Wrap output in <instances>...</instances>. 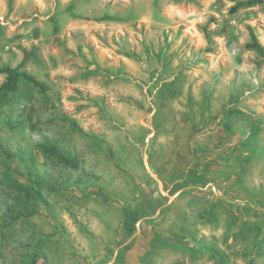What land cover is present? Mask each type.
I'll use <instances>...</instances> for the list:
<instances>
[{
    "label": "rangeland",
    "instance_id": "1",
    "mask_svg": "<svg viewBox=\"0 0 264 264\" xmlns=\"http://www.w3.org/2000/svg\"><path fill=\"white\" fill-rule=\"evenodd\" d=\"M245 1L0 0V264H264Z\"/></svg>",
    "mask_w": 264,
    "mask_h": 264
},
{
    "label": "trees",
    "instance_id": "2",
    "mask_svg": "<svg viewBox=\"0 0 264 264\" xmlns=\"http://www.w3.org/2000/svg\"><path fill=\"white\" fill-rule=\"evenodd\" d=\"M262 5H264V0H248L245 2L237 3L234 7H232L230 12L232 14H235L239 10L248 9L255 6H262ZM247 48L250 50L263 52L262 47L259 45L254 35H252V42L247 45ZM0 73L6 75V82L0 86V109L4 106L7 96L11 93L18 91L19 84L22 79L26 80L28 83L32 84L33 86L39 88L41 91L47 90V87L44 84L40 83L39 81L35 80L33 77L29 75L20 74L16 69L3 68L0 69ZM227 127L229 128V126ZM259 131H260L259 127L256 124H253L250 130V136L248 138V141L255 142L258 138ZM43 151L45 153L54 155L62 162H64L67 166L70 167L76 166L74 163L71 162V160L69 159V157H67V155L61 153L55 147L46 146L43 147ZM31 264H36V261H32Z\"/></svg>",
    "mask_w": 264,
    "mask_h": 264
}]
</instances>
